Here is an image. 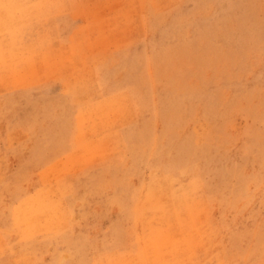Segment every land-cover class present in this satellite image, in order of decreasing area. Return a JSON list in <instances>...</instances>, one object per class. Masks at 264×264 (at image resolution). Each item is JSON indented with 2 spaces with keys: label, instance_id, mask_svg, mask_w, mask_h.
<instances>
[{
  "label": "rangeland",
  "instance_id": "obj_1",
  "mask_svg": "<svg viewBox=\"0 0 264 264\" xmlns=\"http://www.w3.org/2000/svg\"><path fill=\"white\" fill-rule=\"evenodd\" d=\"M0 6V264H264V0Z\"/></svg>",
  "mask_w": 264,
  "mask_h": 264
},
{
  "label": "bare ground",
  "instance_id": "obj_2",
  "mask_svg": "<svg viewBox=\"0 0 264 264\" xmlns=\"http://www.w3.org/2000/svg\"><path fill=\"white\" fill-rule=\"evenodd\" d=\"M4 1V0H3ZM7 2V1H6ZM4 5V4H3ZM14 5H15V3H14ZM29 5V4H28ZM32 5V4H31ZM17 6V5H16ZM1 7V6H0ZM26 7V6H25ZM9 9L11 8V7H8ZM17 9L19 8V10H20V7H16ZM8 9V10H9ZM1 10V9H0ZM4 11V10H3ZM15 11V10H14ZM18 11V10H17ZM16 11V12H17ZM21 11H22V9H21ZM27 11V10H26ZM20 12V11H19ZM4 13V12H3ZM18 13V12H17ZM1 14V13H0ZM21 15V14H20ZM23 15V14H22ZM4 16V15H3ZM2 17V16H1ZM22 17V16H21ZM1 19V18H0ZM19 25V24H18ZM13 26V25H12ZM16 26V25H15ZM17 34V33H16ZM22 37V36H21ZM35 50V49H34ZM1 51V50H0ZM29 51V50H28ZM30 52V51H29ZM15 53H16V50H15ZM14 53V54H15ZM17 53H18V51H17ZM33 53H34V51H33ZM30 54V53H29ZM35 54V53H34ZM33 54V55H34ZM6 54L4 53V56H5ZM8 55V54H7ZM11 55V54H10ZM35 57H37V55H34ZM16 57H17V55H16ZM15 57V58H16ZM18 57H20V56H18ZM22 57V56H21ZM21 57L20 58H18V60L19 59H21ZM31 57V56H30ZM1 58V57H0ZM6 58H8V56L6 57ZM33 58V57H32ZM34 59V58H33ZM1 60V59H0ZM7 60V59H6ZM9 60H10V58H9ZM12 60H14V58H12ZM17 60V59H16ZM32 60V59H31ZM30 60V61H31ZM37 60V59H36ZM39 60V59H38ZM11 61V60H10ZM20 61V60H19ZM28 61V60H27ZM26 61V62H27ZM2 62H4V61H2ZM15 62H18V61H15ZM34 62H35V60H34ZM38 62V61H37ZM13 63V62H12ZM22 63V62H21ZM24 63V62H23ZM31 63V62H30ZM29 63V64H30ZM8 64V63H7ZM7 64H6V66H7ZM36 64V63H35ZM38 64V63H37ZM36 64V65H37ZM17 65V64H16ZM36 65H34V68H35V66ZM5 66V67H6ZM32 66V65H31ZM38 66V65H37ZM19 67V66H18ZM23 67V66H22ZM20 68V67H19ZM28 68H30V66H28ZM15 69V68H14ZM16 70V69H15ZM16 72V71H15ZM35 73V72H34ZM6 74V73H5ZM7 74H9V73H7ZM16 74V73H15ZM1 75V74H0ZM3 75V74H2ZM35 75V74H34ZM4 76V75H3ZM17 76H19V75H17ZM1 77V76H0ZM7 77V76H6ZM20 77H21V75H20ZM19 77V78H20ZM9 78V77H8ZM19 78H18V81H19ZM2 80H4V78L3 79H1V81ZM7 80V79H6ZM6 80L5 81H2L3 82V84H4V86H5V82H6ZM10 80V79H9ZM0 81V84L2 83ZM17 81V82H18ZM7 82H8V80H7ZM19 83H21V82H19ZM7 84V83H6ZM0 86H2V85H0ZM112 101V100H111ZM112 105V104H111ZM119 105V104H118ZM104 114V113H103ZM101 118V117H100ZM89 120V119H88ZM108 120V119H107ZM94 148H96V147H94ZM94 159V158H93ZM51 192V191H50ZM58 194V193H57ZM56 194V195H57ZM43 195V194H42ZM45 195H46V192H45V194L43 195L44 197H45ZM51 195V194H50ZM43 196H40V197H42L43 198ZM171 196V195H170ZM39 197V196H38ZM53 197V196H52ZM56 199V198H55ZM172 199V198H171ZM61 200V199H60ZM172 201V200H171ZM58 202H61V201H58ZM167 202V201H166ZM171 203V202H170ZM40 204V203H39ZM42 204V203H41ZM49 204V203H48ZM167 204H168V202H167ZM166 204V205H167ZM165 205V206H166ZM172 205V204H171ZM40 207H41V205H39ZM45 206V205H44ZM57 207H58V205H56ZM26 207V206H25ZM48 207H50L49 205H48ZM57 207L55 208V206H54V208H55V210H57ZM172 207V206H171ZM45 208H46V206H45ZM53 208V209H54ZM166 208H167V206H166ZM23 209H24V207H23ZM46 209H48L49 210V208H46ZM46 209H45V211H46ZM197 209V208H196ZM26 210V209H25ZM28 210V209H27ZM42 210V209H41ZM29 211V210H28ZM31 211V210H30ZM44 211V210H43ZM163 211V210H162ZM173 211V210H172ZM32 212V216H35V212L33 213V211H31ZM53 212V211H52ZM55 212V211H54ZM53 212V213H54ZM57 212V211H56ZM62 212V211H61ZM175 212V214H176V218H174V219H172V221H171V219H168L169 220V222H167V223H163V221L161 222L162 224L161 225H157V226H155V228H154V244H152V248H153V250H154V252H155V246H157V247H161V246H163V248H165L166 249V247L168 248V249H172V250H175V253L174 254H176V256L177 257H180L179 259H182V258H184V259H186L187 258V260L189 259L188 257L189 256H191V251L193 252V250H191L192 248H193V244H195L196 243V241H197V238L200 240V237H201V234H199L198 232H197V230L195 231V228H194V231H193V229H192V233H191V236H189L188 237V235L186 234V231H184V232H182V230L180 229L181 227H184L185 228V226H183L185 223L187 224V218H188V214H187V212H183V213H181L180 211H179V208L177 209V210H175V211H173V213ZM45 213V212H44ZM43 213V214H44ZM59 214L58 215H60V212H58ZM63 213V212H62ZM46 214V213H45ZM45 214H44V216H45ZM49 214H50V212H49ZM48 214V215H49ZM55 214V213H54ZM27 215H29V214H27ZM57 215V214H56ZM44 216L42 215V217L44 218ZM64 216H66V215H64ZM25 217V216H24ZM46 217V216H45ZM52 217V216H51ZM49 218V222L47 221V223H48V226H49V224L50 223H53V222H55L56 221V219H55V221L53 220V217H56V216H53L52 218ZM200 217V216H199ZM202 217V216H201ZM34 220L36 219V218H38V217H36V218H34V217H32ZM48 218V217H47ZM46 218V219H47ZM64 218V217H63ZM62 218V219H63ZM67 218V217H66ZM40 219H41V217H40ZM40 219H36L37 221L38 220H40ZM45 219V220H46ZM59 220H60V218H59ZM67 220V219H66ZM62 221V220H61ZM40 222V221H39ZM58 222V224H60L59 223V221H57ZM43 223H45V222H43ZM64 223V222H63ZM189 223V222H188ZM42 223H40V225H41ZM46 224V223H45ZM57 223H55V224H52V225H56ZM157 224H160V223H157ZM181 224V226H179ZM185 224V225H186ZM191 224V223H190ZM39 225V224H38ZM47 225V224H46ZM51 225V226H52ZM189 225V224H188ZM187 225V226H188ZM43 226V225H42ZM205 226V225H204ZM204 226H203V228H204ZM45 227V226H44ZM47 227V226H46ZM188 228V227H187ZM186 228V229H187ZM190 228V227H189ZM188 228V229H189ZM209 230V229H208ZM203 233V232H202ZM204 234V233H203ZM203 234H202V236H203ZM206 234H208V233H206ZM187 235V236H186ZM0 241H1V239H0ZM199 243V242H198ZM197 243V244H198ZM1 246L3 245L2 244V242H1V244H0ZM201 245V244H200ZM166 246V247H165ZM196 246V245H195ZM3 247H5V246H3ZM4 250V249H3ZM159 251H157V253H158ZM196 253V252H195ZM159 255V254H158ZM194 255V254H193ZM192 255V256H193ZM176 257V258H177ZM182 257V258H181ZM189 261V260H188ZM178 263V262H177ZM185 263V262H184ZM187 263V262H186Z\"/></svg>",
  "mask_w": 264,
  "mask_h": 264
}]
</instances>
